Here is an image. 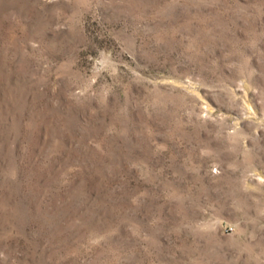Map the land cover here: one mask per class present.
Masks as SVG:
<instances>
[{"label": "rangeland", "instance_id": "374dc122", "mask_svg": "<svg viewBox=\"0 0 264 264\" xmlns=\"http://www.w3.org/2000/svg\"><path fill=\"white\" fill-rule=\"evenodd\" d=\"M0 264H264V0H0Z\"/></svg>", "mask_w": 264, "mask_h": 264}]
</instances>
